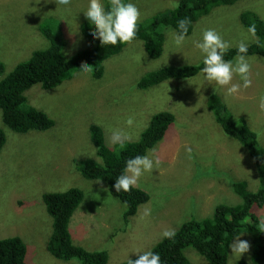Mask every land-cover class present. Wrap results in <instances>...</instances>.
<instances>
[{"label": "rangeland", "instance_id": "1", "mask_svg": "<svg viewBox=\"0 0 264 264\" xmlns=\"http://www.w3.org/2000/svg\"><path fill=\"white\" fill-rule=\"evenodd\" d=\"M178 1L131 2L139 8L143 23L175 8ZM87 6L88 0H0L3 77L29 60L35 51L48 48L49 41L40 31L43 21L62 32L68 59L92 48L95 39L86 37L81 28L88 21L83 14ZM247 12L264 21V0H241L212 9L195 23L190 39L182 47L171 43L170 31H162L165 42L158 59L150 58L142 40H134L103 63L101 79L94 78L91 66L89 75L76 70L54 89L33 86L25 92L23 107L42 110L53 119L54 126L46 131L15 133L5 126L0 111V129L7 137L0 153V238H22L28 249L27 264H80L76 259L58 260L47 250L53 221L43 202L45 193L76 188L83 191L84 198L69 226L74 244L88 251H106L107 264H120L151 250L164 239L165 230L177 231L191 219L207 218L221 204H239L241 198L234 192L231 178H246L258 187L254 162L246 149L223 131L209 109V100L217 95L234 117L245 118L249 127L259 132L263 146L264 58L248 57L252 84L236 96H228L226 88L215 82L204 81L200 72L146 90L138 87L139 81L151 72L201 64L202 54L193 42L202 39L204 29H216L232 44L231 48L241 40L249 46L257 42V36L248 33L241 21V15ZM93 30L92 33L96 31L94 27ZM240 82L238 76L233 80ZM159 112H169L175 120L154 147L159 167L145 173L135 186L149 195V201L125 220L126 206L110 194L107 184L85 179L78 171L86 159L102 163L91 142L90 128L100 126L106 145L114 149L113 129L128 134L124 144L136 142ZM129 117L134 121L131 126L126 124ZM251 185V190H257ZM188 251L194 253L188 256L190 260L209 264L193 249ZM249 256L248 252L241 259L248 260ZM237 261L230 256L228 264Z\"/></svg>", "mask_w": 264, "mask_h": 264}, {"label": "trees", "instance_id": "2", "mask_svg": "<svg viewBox=\"0 0 264 264\" xmlns=\"http://www.w3.org/2000/svg\"><path fill=\"white\" fill-rule=\"evenodd\" d=\"M105 1V0H104ZM133 1V0H131ZM241 0H179L175 8L155 15L152 21L139 23L135 40H142L152 59H158L163 53L165 33L169 29H177L181 18L187 17L192 21L188 35H191L195 23L208 15L212 9L221 6H232ZM128 2V0H125ZM112 0H106L110 7ZM243 25L248 28L256 25L258 41L249 46V56L264 58V21L254 13L241 15ZM52 23L43 21L40 31L48 39L46 49L37 50L32 57L18 64L14 70L3 77L5 68L0 61V111L5 126L15 133L25 134L29 131H46L54 126V121L47 113L36 108L25 109V92L35 85H41L50 90L70 79L73 72L84 65L94 68L93 76L101 79L103 63L112 56L121 53L125 44L103 46L99 39H95L94 46L77 53L68 59L63 51L62 32L54 30ZM83 34L91 38L93 27L87 21L82 25ZM57 31V32H56ZM236 48H230L225 59L236 56ZM203 63L184 66L166 67L162 70L145 75L138 83L140 89L146 90L170 79H186L197 75ZM212 111L223 131L237 140L246 149L255 171L259 177V186L254 187L246 178L230 179L234 192L241 198L237 205L221 204L213 214L202 220L191 219L185 222L172 239H163L151 250L161 256L163 264H198L191 259L193 249L197 255L203 257L209 264H228L231 249L229 244L235 236L241 235L250 244L248 260L240 259L235 264H264V228H261L264 211V144L261 145L258 135L248 125L245 118L237 119L229 112L228 107L217 95L209 100ZM175 116L169 112L155 114L147 128L136 142L116 144L109 148L104 139L100 126L91 125V142L96 149L97 156L102 163L94 159H86L79 164L78 171L88 180H100L107 184L110 194L126 206L124 219L135 216L139 207L149 201V195L139 188H132L128 192H116L114 184L122 173L129 158L145 155L164 139L166 131L174 122ZM7 142L6 133L0 129V153ZM257 189L251 190L249 187ZM83 191L72 188L61 193H45L43 202L49 216L52 218V234L47 244V250L56 259L62 261L79 260L80 264H107L109 254L106 251H88L75 245L69 230L70 222L81 202ZM27 246L20 237L0 238V264H27ZM192 251V250H191ZM195 253V254H196ZM187 254V255H186ZM190 258H189V257ZM134 257L131 260H136ZM128 264V261L120 263Z\"/></svg>", "mask_w": 264, "mask_h": 264}, {"label": "clouds", "instance_id": "3", "mask_svg": "<svg viewBox=\"0 0 264 264\" xmlns=\"http://www.w3.org/2000/svg\"><path fill=\"white\" fill-rule=\"evenodd\" d=\"M67 3V0H63ZM91 26L96 31L91 33L93 39H99L103 46L126 44L134 41L138 34V25L141 21V12L135 3L128 0H112L111 6L105 5L104 0H88L87 10L83 13ZM192 21L187 18H181L177 29H170L171 43L176 47H182L190 39L189 27ZM253 37L256 36V25L252 24L247 29ZM195 48L202 54L203 67L200 74L204 81L208 83L215 82L218 86L226 88L228 96H236L242 90L251 87L250 78L251 65L249 63L248 51L249 45L241 40L236 46V56L233 59H225L226 53L232 47L229 41L214 28L204 29L202 39L194 41ZM91 67L84 65L80 68L81 75H89ZM239 77L240 83H233L235 77ZM261 107H264V97L261 98ZM134 121L128 118L126 124L133 125ZM129 136L122 129H113L111 142L120 144L123 147L124 141ZM191 153V149H187ZM160 165V158L156 154V149L148 150L145 155H137L129 158L122 173L115 179L114 188L116 192H128L134 188L145 173L153 172ZM99 183V182H97ZM261 228H264V221L261 222ZM176 235L174 229L165 230L162 237L172 239ZM241 235H237L229 244L233 259L238 261L250 251V244L241 240ZM136 260H128V264H163L159 253L152 250L137 254Z\"/></svg>", "mask_w": 264, "mask_h": 264}]
</instances>
